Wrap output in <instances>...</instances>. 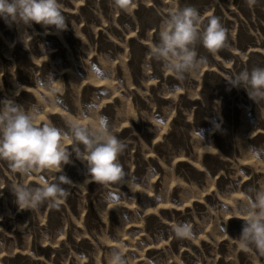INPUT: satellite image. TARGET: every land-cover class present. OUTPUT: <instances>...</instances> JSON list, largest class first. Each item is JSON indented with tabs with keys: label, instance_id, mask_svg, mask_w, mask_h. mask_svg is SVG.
Instances as JSON below:
<instances>
[{
	"label": "rangeland",
	"instance_id": "rangeland-1",
	"mask_svg": "<svg viewBox=\"0 0 264 264\" xmlns=\"http://www.w3.org/2000/svg\"><path fill=\"white\" fill-rule=\"evenodd\" d=\"M59 4L63 30L0 19V105L11 97L29 109L47 97L35 123L61 128L91 105L88 118L106 117L126 145L125 176L88 182L72 153L62 169L72 182L62 185L66 197L20 209L10 189L36 185L38 175L0 159V264H108L117 246L127 264H264L238 238L246 198L264 189V99L227 81L264 67V0ZM185 5L202 20L218 17L226 41L215 52L197 41L206 62L177 78L149 52L163 17ZM50 75L55 96L39 83ZM183 222L192 237L175 235Z\"/></svg>",
	"mask_w": 264,
	"mask_h": 264
},
{
	"label": "clouds",
	"instance_id": "clouds-1",
	"mask_svg": "<svg viewBox=\"0 0 264 264\" xmlns=\"http://www.w3.org/2000/svg\"><path fill=\"white\" fill-rule=\"evenodd\" d=\"M117 3L126 7L128 0H117ZM17 18L26 25L35 22L57 30L67 26L59 0H0V19L15 23ZM197 41L209 52H215L223 47L226 30L216 16L202 20L196 8L177 6L163 17L159 40L151 47L149 56L163 62L177 78H183L185 73L198 71L206 62L205 57L197 55L194 47ZM53 80L50 75L47 81L39 83L50 88L55 96L60 90L52 86ZM227 81L232 86L243 87L252 100L264 99V67L242 70ZM20 88L14 95L19 94ZM4 99L7 102L0 105V159L9 161L22 176L38 175L36 185L17 183L10 189L20 209H35L46 201L55 203L58 198L66 197L67 190L62 185L72 182L62 174V169L70 162L72 153L85 164L88 182L107 184L124 179L118 157L126 145L111 132L106 117L88 118V112L95 111L91 105L87 111L82 110L79 117L67 119L65 127L61 128L52 123H35L47 97L41 98V105H32L29 109L11 97ZM246 201L238 236L240 247L254 248L264 254V189L258 190L254 197H247ZM173 227L178 238L194 235L192 225L187 222ZM108 264H127L121 247L110 251Z\"/></svg>",
	"mask_w": 264,
	"mask_h": 264
}]
</instances>
